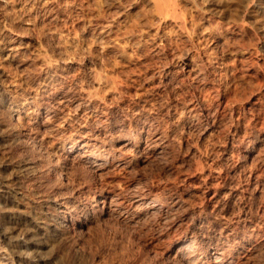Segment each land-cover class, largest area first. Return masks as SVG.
I'll use <instances>...</instances> for the list:
<instances>
[{"label": "rangeland", "instance_id": "1", "mask_svg": "<svg viewBox=\"0 0 264 264\" xmlns=\"http://www.w3.org/2000/svg\"><path fill=\"white\" fill-rule=\"evenodd\" d=\"M152 1L0 0V227L7 225L15 211L42 217L45 208L35 201L39 192L40 198L52 192L58 198L72 197L81 202L91 196L100 199L107 191L127 192L150 184L168 193L180 188L184 178L191 179L199 162L208 169L220 145L232 136L242 140L263 133L264 137V0H180L179 18L172 14L162 17ZM20 36L29 44L20 59L45 53L59 67L69 66L70 77L77 78L86 90L96 91L100 101L110 103L116 119L124 115L131 118L141 110L151 112L157 117L156 127L171 143L169 153L154 158L135 150L132 154L138 158L132 168L118 169L103 180L91 175L84 165L67 159L59 141L40 136V173L22 184L15 166L26 152L19 147L15 153L10 151L6 127L10 121V90L20 82L26 88L31 86L22 74L23 68L14 65L7 51L8 43ZM187 64L203 71L205 85L196 84L194 71ZM166 65L174 77L168 85L171 89L159 84L163 78L158 68ZM32 66L29 73L37 68L36 63ZM196 86L203 89L193 91ZM183 98H197L199 111L219 114L221 123L217 121L212 134L203 136L200 129H189L185 123L188 114L182 107L189 102ZM260 148L264 150V143ZM259 166L261 174L264 165ZM236 181L247 192L244 200L233 206L235 211L246 210L264 221V186L258 189L254 180L239 176ZM6 184L24 187L28 196L22 205L9 204ZM199 194L190 198L189 204L198 205ZM73 202L79 205V201ZM95 221L75 234L68 229L57 240L41 231L45 264H169L163 253L170 241L157 237L156 220H143L128 228L111 217ZM1 240L0 236V244L5 247ZM16 262L17 257H13V264ZM249 262L264 264V248Z\"/></svg>", "mask_w": 264, "mask_h": 264}, {"label": "bare ground", "instance_id": "2", "mask_svg": "<svg viewBox=\"0 0 264 264\" xmlns=\"http://www.w3.org/2000/svg\"><path fill=\"white\" fill-rule=\"evenodd\" d=\"M154 2L162 17L172 14V17L179 18L177 16L180 0ZM28 46L29 44L20 36L12 39L7 47L12 61L15 62L14 65L23 68L25 74H22L31 84L26 88L20 82L14 87L15 90H10L7 99L10 121L6 127L10 151L14 152L15 148L19 147L26 152L25 156L22 154V158L19 156V160L16 157L18 161L15 167L20 173L18 177L22 178V184L40 173V140L43 137L45 140L59 141V148L67 159L84 165L91 175L103 180L118 169L132 168L138 158L132 154L135 150L141 149L143 153L154 158H162L168 152L171 143L156 127L154 121L157 117L150 115L151 112L148 114L141 110L142 112L137 111L131 118L124 115L116 119L110 103L100 101L96 91H92V88L86 90L87 88L79 85L77 78L70 77L72 68L69 66L59 67L44 52L42 56L39 54L31 59H20ZM35 63L37 71L29 73L28 67ZM187 67L193 69L191 64H187ZM158 69L159 76L163 78L159 84L167 89V86L173 83L172 71L167 65ZM192 71H194L192 78L196 80V84L205 85L207 77H202L203 71L197 69ZM198 86L197 90L193 91H198ZM193 98H187L188 100L183 98L189 102L182 106L188 114L185 123L189 125V129H200L199 133L203 136L212 134L219 114L217 116L216 111L212 113L207 109L206 112L199 111V101ZM262 134L247 136L248 138L243 135L245 139L242 140H239L237 134L239 138L232 136L233 138L220 145L208 169L199 162V165L194 167L195 174L193 176L190 174L191 179H182L181 187L168 193H163L159 186L150 184L149 187L127 189L129 190L127 192L107 191L100 199L88 196V200L81 202L82 200L72 197L58 198L57 195L51 194L52 192L44 193L46 195L43 194L40 198L39 192L35 201L45 208L42 217L25 211L17 213L15 211L8 217L7 225L0 227V236L3 239L1 241L6 245L4 247L0 244V264H13V257H17L16 264H45L42 256L44 241L40 240L41 231L48 232L57 240L65 236L66 230L76 233L77 229L85 228L103 217H111L126 227H135L143 220H156L153 222L159 227V234L156 236L167 237L170 241L163 253L169 264H247L264 248V221L254 218L246 210L235 211L233 206L244 200V192H247L236 179L237 176L240 179L247 178V181L252 179L258 189L264 186L262 174L264 170H259L261 174L257 170L260 168L259 165H264V150L260 148L264 143ZM6 188L9 204L22 205L23 199L28 196L23 186L7 185ZM199 191L200 203L189 204L190 198L197 196ZM73 200L79 201V205H72Z\"/></svg>", "mask_w": 264, "mask_h": 264}]
</instances>
